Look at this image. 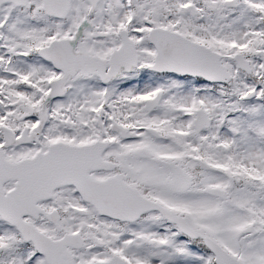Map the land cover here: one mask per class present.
<instances>
[{"label": "snow or ice", "instance_id": "6c2138e0", "mask_svg": "<svg viewBox=\"0 0 264 264\" xmlns=\"http://www.w3.org/2000/svg\"><path fill=\"white\" fill-rule=\"evenodd\" d=\"M0 264H264V0H0Z\"/></svg>", "mask_w": 264, "mask_h": 264}]
</instances>
